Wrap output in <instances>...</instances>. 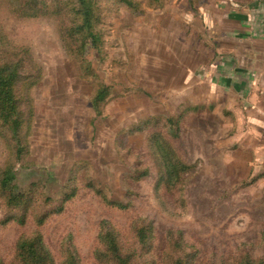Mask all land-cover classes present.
Instances as JSON below:
<instances>
[{
  "label": "rangeland",
  "instance_id": "374dc122",
  "mask_svg": "<svg viewBox=\"0 0 264 264\" xmlns=\"http://www.w3.org/2000/svg\"><path fill=\"white\" fill-rule=\"evenodd\" d=\"M134 2L135 10L99 0L101 48L86 45L77 55L56 17L23 18L0 7L11 44L32 59L18 90L19 142L0 124V172L15 167L18 186L35 198L20 224L13 216L22 212L0 196V264H15L17 240L39 229L36 216L47 204L63 206L40 228L60 262L74 251L78 264H101L95 251L105 218L125 234L126 250L139 248L141 264H162L171 229L184 237L191 264L264 256V157L244 140L250 121L242 100L213 86L219 74L212 69L230 53L219 50L216 24L206 23L211 10L220 16L217 0ZM105 86L110 93L98 114L92 101ZM165 145L191 166L175 188L160 182ZM140 172L147 175L136 180ZM139 216L155 223L146 248L129 234Z\"/></svg>",
  "mask_w": 264,
  "mask_h": 264
},
{
  "label": "trees",
  "instance_id": "16d2710c",
  "mask_svg": "<svg viewBox=\"0 0 264 264\" xmlns=\"http://www.w3.org/2000/svg\"><path fill=\"white\" fill-rule=\"evenodd\" d=\"M97 1L99 2V0H0V7L4 5L7 10L23 18L56 17L62 38L70 43L68 50L73 55H77L85 50L86 45L97 50L101 48L103 34L101 30L97 29L100 25ZM123 1L129 5L132 4L134 10L138 8L134 0ZM156 1L161 4L163 2V0ZM28 53L29 50L26 47L11 44L0 22V124L9 130L13 137L17 138V142H19L18 136L23 126V112L18 90L20 83L25 80L28 73V61H32L28 57ZM109 93L110 90L107 86L96 92L92 102L98 114H102ZM167 121H171V118H167ZM160 148L159 160L163 167L160 182L167 188H175L182 182V175L189 173L191 166L184 163L181 158H171V151L168 150L171 148L169 145ZM145 175L147 174L140 172L133 177L136 180H141ZM16 180L17 170L15 167L6 166L0 172V196L4 199L5 204L12 209V212L14 210L22 212L19 216H13V219L24 224L25 219L30 215L35 198L31 196L29 190L21 189ZM74 195V191L67 193L64 201ZM104 199L113 206L126 207L121 201L108 200L106 196ZM45 201L51 203L53 200L51 196H47ZM47 206L45 212L36 216V225L39 226V229L30 234H22L17 240L15 264H78V254L74 251L60 262L55 260L49 250L40 228L52 215L62 212L63 206L57 208L52 204H47ZM138 220H142V224H138ZM129 234L132 237L135 236L144 248L150 246L155 237L154 220L147 216H139L132 222ZM262 235L264 238V231ZM125 237L123 231L111 220L105 218L100 221L99 245L95 252L101 264H141L138 247L132 248L131 252L123 247L121 238ZM165 240H169V242L159 257L162 264H191L194 256L186 249L188 244L184 241L182 234L178 236L177 231L171 229ZM214 263L225 264L226 260ZM230 264H264V256L257 259L249 254H243Z\"/></svg>",
  "mask_w": 264,
  "mask_h": 264
},
{
  "label": "crops",
  "instance_id": "0c3cea01",
  "mask_svg": "<svg viewBox=\"0 0 264 264\" xmlns=\"http://www.w3.org/2000/svg\"><path fill=\"white\" fill-rule=\"evenodd\" d=\"M216 6L214 12L220 10L219 18H215L211 10L206 23L209 29L216 24L215 29L220 30L217 44L222 45L219 50L230 53L218 70L212 69L219 74L218 78L216 74L212 77L213 86L219 94L224 92L225 97L234 93L242 100L250 121L244 140L263 158L264 0H217ZM220 18L223 24L219 25L217 19ZM212 67L217 65L214 63Z\"/></svg>",
  "mask_w": 264,
  "mask_h": 264
}]
</instances>
